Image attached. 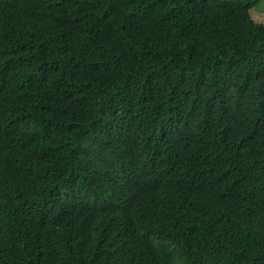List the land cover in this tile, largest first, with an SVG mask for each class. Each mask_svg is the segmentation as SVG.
<instances>
[{
    "label": "trees",
    "instance_id": "obj_1",
    "mask_svg": "<svg viewBox=\"0 0 264 264\" xmlns=\"http://www.w3.org/2000/svg\"><path fill=\"white\" fill-rule=\"evenodd\" d=\"M258 0H0V264H264Z\"/></svg>",
    "mask_w": 264,
    "mask_h": 264
},
{
    "label": "rangeland",
    "instance_id": "obj_2",
    "mask_svg": "<svg viewBox=\"0 0 264 264\" xmlns=\"http://www.w3.org/2000/svg\"><path fill=\"white\" fill-rule=\"evenodd\" d=\"M252 14L259 20H264V0H258L252 8Z\"/></svg>",
    "mask_w": 264,
    "mask_h": 264
}]
</instances>
